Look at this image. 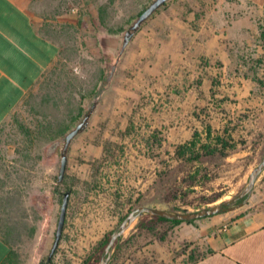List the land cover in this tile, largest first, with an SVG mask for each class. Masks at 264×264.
I'll return each instance as SVG.
<instances>
[{"label":"rangeland","instance_id":"1","mask_svg":"<svg viewBox=\"0 0 264 264\" xmlns=\"http://www.w3.org/2000/svg\"><path fill=\"white\" fill-rule=\"evenodd\" d=\"M154 1L54 2L56 12L42 20L60 56L0 128V206L13 196L10 218L22 223L13 245L18 264L47 261L66 192L67 218L53 259L83 264L130 212H196L229 201L263 161L259 17L234 2L171 0L123 51L127 32ZM233 21L249 30L246 39L223 35ZM88 115L59 183L66 136ZM61 126L68 133L52 140ZM209 128L235 140L229 157H205L196 165L179 157L178 148L197 134L206 143ZM197 168L201 179L193 183ZM250 199L264 204V172ZM186 224L141 217L117 241L109 264H185L194 253L202 256L182 234Z\"/></svg>","mask_w":264,"mask_h":264},{"label":"crops","instance_id":"2","mask_svg":"<svg viewBox=\"0 0 264 264\" xmlns=\"http://www.w3.org/2000/svg\"><path fill=\"white\" fill-rule=\"evenodd\" d=\"M67 1L71 0H0V128L58 60L59 43L42 20L56 12L54 2ZM222 1L255 13L264 35V0ZM241 27L233 21L223 35L234 42L244 40L249 30L243 27L241 34ZM185 227L182 234L188 236L184 237L202 252L185 264H264V204L260 202L250 199L235 210ZM13 251L0 236V264H17Z\"/></svg>","mask_w":264,"mask_h":264},{"label":"water","instance_id":"3","mask_svg":"<svg viewBox=\"0 0 264 264\" xmlns=\"http://www.w3.org/2000/svg\"><path fill=\"white\" fill-rule=\"evenodd\" d=\"M171 0H155L149 8H147L139 17L138 21L135 23V25L132 27V30L128 31L125 37V42L123 46V51L127 48L129 45L131 39L134 36V32L137 31L145 21H147L151 16H153L161 7H163L165 4L170 2ZM90 118V115L86 116V118L81 122L77 128L73 131H71L67 136H66V145L64 148V151L62 153V161H61V169H60V175L58 178L59 183H62L65 179V175L67 172V167H68V149L69 146L72 142V140L79 134L81 133L85 127L88 124V120ZM264 172V159L260 163V165L253 170L252 174L250 175L249 183L247 187L236 197L232 198L229 201L223 202L221 204L202 209L200 211L196 212H186V213H175V212H170L167 210H162V209H156V208H148V207H140L132 212H130L127 217L123 220V222L119 225V227L112 233L111 239L109 244L107 245L102 259H101V264H109L112 253L114 250V247L117 243V241L129 230V228L141 217L145 215H152V216H159L166 218L168 220L172 221H182L184 223L190 222V221H197L213 216H217L223 213H226L231 210H235L243 205H245L250 196L253 193V190L255 188V185L257 183L258 178L261 176V174ZM70 192H66L64 194V199L62 202V207H61V213H60V218H59V224L58 228L56 231V240L54 242L52 251L49 255V260H52L60 246V242L62 240L64 228H65V223H66V218H67V211H68V206H69V201H70ZM243 200L240 204H237L239 201Z\"/></svg>","mask_w":264,"mask_h":264},{"label":"trees","instance_id":"4","mask_svg":"<svg viewBox=\"0 0 264 264\" xmlns=\"http://www.w3.org/2000/svg\"><path fill=\"white\" fill-rule=\"evenodd\" d=\"M106 7L105 6H101L99 13H100V19H101V23L103 26L106 25ZM97 93H94V95ZM84 98V97H83ZM85 99V98H84ZM69 128L68 127H60L55 134H53L51 136L52 140H55L61 136H64L68 133ZM207 135L209 140L206 143H202L201 138H199V134L196 135L197 139H193L192 141L181 145L178 148V154L179 157H181L182 159L185 160V162L191 164V165H196L203 162V159L205 157H215L217 155H221L224 158L229 157V151L233 150L236 148L237 143L235 142V140L229 136H223V135H214L213 130L211 128L208 129L207 131ZM200 175H202V170L200 168H197V171L195 172V174L190 175L189 179L192 180L193 183H196L197 181H199L201 179ZM14 198L13 196H8L6 198L2 199V204L0 206V208H4L3 212L4 216H2L0 218V234L3 236V239L9 244V246H11L13 248V245L15 244V237H20L21 232H20V226L17 224H21L20 222L16 223H12V220L10 218V209L11 206L13 205ZM214 202H216V200H214ZM241 202H243V200L239 201L237 204H240ZM179 212H183L186 213L187 211H181L180 209H176ZM151 217H153V219H155L157 222H161V223H173V224H182L184 222L182 221H172V220H168L166 218L163 217H159V216H152L149 215ZM196 221H190L187 222L188 224H193ZM33 231H35V229L33 228ZM111 235L112 233L108 234L107 236H105V238L99 242V244L95 247L94 251L88 256V258L84 261L83 264H99L101 263V259L103 256V253L107 247V245L110 242L111 239ZM122 238H120L118 240V242L121 241ZM14 250V249H13ZM13 254L15 255L16 259L18 257V255L16 254L15 251H13ZM195 256L192 257V259ZM18 260V259H17ZM18 264V263H17ZM41 264H56L54 259L49 260V257L47 259L46 262H42Z\"/></svg>","mask_w":264,"mask_h":264}]
</instances>
